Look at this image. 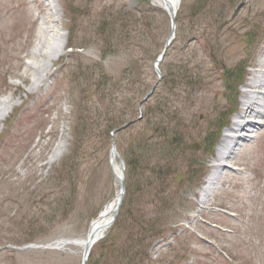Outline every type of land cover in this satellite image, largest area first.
Returning <instances> with one entry per match:
<instances>
[{
    "label": "rangeland",
    "instance_id": "374dc122",
    "mask_svg": "<svg viewBox=\"0 0 264 264\" xmlns=\"http://www.w3.org/2000/svg\"><path fill=\"white\" fill-rule=\"evenodd\" d=\"M125 17L136 28H120ZM47 24L55 29L41 57L35 52ZM176 25L159 80L155 66L172 26L156 0H0V102L14 108L0 124V264H82L83 249L72 241L87 236L118 192L113 148L133 159L154 140L144 116L109 139L100 123L155 84L143 113L169 101L185 126L175 169L161 193L149 183L148 164L169 161L139 153L132 191L88 264L117 263L112 246L121 247L137 222L147 226L141 250L149 257L136 264H264V115L255 118L258 130L240 143L211 201L199 196L217 149L209 154L206 138L220 129L219 146L220 125L232 126L250 78L263 69L264 0H182ZM100 81L117 88L114 107L101 100L110 89ZM66 139V150L56 153ZM75 143L77 155L66 161ZM65 163L75 167L64 170ZM200 166L204 173L192 176ZM158 230L162 236L152 237Z\"/></svg>",
    "mask_w": 264,
    "mask_h": 264
},
{
    "label": "trees",
    "instance_id": "16d2710c",
    "mask_svg": "<svg viewBox=\"0 0 264 264\" xmlns=\"http://www.w3.org/2000/svg\"><path fill=\"white\" fill-rule=\"evenodd\" d=\"M137 15V14H136ZM132 17V16H131ZM124 21V24L120 27L123 30H125V26H129V27H134L136 28V25H131L129 20H133V19H127L125 17V20L122 19ZM146 20H149L148 17L146 18ZM148 22V21H147ZM150 26V23L148 24L147 27ZM137 31V29H136ZM123 32V31H122ZM142 32V30H141ZM124 36V35H123ZM153 36V35H152ZM154 37H156L154 35ZM102 70H100L101 72ZM130 78V76L128 77ZM167 78V75H166ZM244 76L243 75H239L238 79H237V83H241L243 81ZM129 80V79H128ZM102 83L103 86L108 87L110 89V94L107 97V99H101L104 97H101L100 99L102 101H107L108 104L113 105V107L115 106V101H110V99H113V95L116 94L117 92V88H113L112 85H110L109 83H106L105 81H100ZM235 87L238 86V84L234 85ZM132 88V87H130ZM129 88V89H130ZM238 88V87H237ZM237 88L235 91H237ZM116 92V93H114ZM121 92L123 93L124 90L120 89L119 93L121 94ZM131 92H134L133 88L131 89ZM125 93V92H124ZM147 93V92H146ZM146 93H143L140 97H136V96H131L129 99H124L125 102H122L123 104V108L121 109L120 113H115V111L113 110V112L111 111V115L114 116L115 118H111L106 120V119H102V122L100 123V125L102 126L101 129H98L100 134L102 135V137H104L103 139H109V135L111 134L112 131H114L115 129H118L119 127H121L122 124H126V123H137L138 122V118L140 117L139 114V104L141 99L143 98V95ZM235 100H237V97H234ZM159 105H157L156 109H151V108H147V112H144V117H147V121L145 123L147 129H151L153 131V139L154 140H150L148 139V142H146V144L144 145V148L142 149H137L136 150V154H135V158L131 159V158H126V168H127V172H126V190L127 192H131V181L133 180L134 174H135V167L138 165L139 167H141L142 165L140 164V159L138 157L139 153L147 156V154H150V158L148 159H152L153 157H155L153 155L152 152H156V153H160L163 156H165L164 158L160 159L161 161H169L166 162V164L164 165H157L156 167L154 166L155 163H151V165L148 164L149 167V173L152 174L151 179L149 180L150 185H155L157 188L160 189L161 193H163L166 189L167 186L166 182L168 177L171 175V173L174 171V164L175 162L178 160L179 158V152L181 151V143L183 140V135H185V126H184V122H182V120L178 117V114L175 112H172V108L169 107V101H162L159 100ZM148 107V105H147ZM234 107H236L234 105ZM115 113V114H114ZM163 115V119L158 120L159 117H161ZM175 114V115H174ZM154 115V118L152 119V116ZM118 119V120H117ZM152 120L153 123H152ZM80 119H78V121H76L75 124V136L77 137L78 135V124L80 123ZM92 126H94L92 124ZM225 124H221L220 128L222 129V127H224ZM85 128V127H84ZM84 128L82 129V131L80 132H84ZM146 129V128H145ZM144 129V130H145ZM88 129L86 132L89 133ZM220 135V129L218 131V135L215 136H208L206 138V142L209 143V152H212L214 147L217 144V140L219 138ZM150 143V144H149ZM77 155V146L76 143L74 144V146L72 147V151L69 154V157L67 159H65L66 161H69L70 158L73 157V159L76 157ZM183 155V154H182ZM195 166V165H194ZM73 168L75 167L74 164H64V170H66L67 168ZM154 167V168H153ZM174 168V169H173ZM205 167L204 166H200L198 171L193 170L192 171V176L196 177V176H200L203 171H204ZM171 172V173H170ZM192 177V179L194 178ZM118 221V220H117ZM138 227L137 230L135 231H129L128 236L126 237V240L124 241L123 245L119 248L115 249V244L112 246V251L114 254L119 256V259L117 261V263L115 264H119L120 262H127L130 264H136L139 263L138 261H142L144 259H147L149 256L147 254L148 250H144L142 251L141 248L142 246L145 245V241L147 240V238H145V235L147 236V232L145 231V224H140L138 223ZM153 230V229H152ZM133 232H138L137 235H134ZM162 232L161 231H157V233L155 235H153L152 237L154 238H159V236H162ZM149 238V237H148ZM151 243L147 244V248H150ZM140 249V250H139ZM113 256L116 258L118 256L114 255ZM140 254H142L143 256H139ZM139 256V257H138ZM138 257V258H137ZM113 258V257H112ZM141 258V259H140ZM92 259L94 260L95 258L92 257ZM115 260V259H114ZM92 264V261L89 263ZM123 264V263H122Z\"/></svg>",
    "mask_w": 264,
    "mask_h": 264
},
{
    "label": "bare ground",
    "instance_id": "6f19581e",
    "mask_svg": "<svg viewBox=\"0 0 264 264\" xmlns=\"http://www.w3.org/2000/svg\"><path fill=\"white\" fill-rule=\"evenodd\" d=\"M182 0H156L157 5H160L164 10L168 11L175 10L176 15L180 9ZM53 23H57L58 13L52 15ZM48 17L44 19V23H47ZM51 26V25H50ZM48 24L42 26L40 30V40L44 36V41L41 43V47L36 50V54L39 56L45 57L48 56L47 53H44L42 48L46 47L49 43L48 41L52 37V32L55 29L54 26L50 27ZM46 43V44H45ZM51 46V44H48ZM47 45V49L49 46ZM58 49H55L54 53H56ZM40 53V54H39ZM57 54V53H56ZM51 56V55H50ZM261 65L263 69H260L256 74L252 75L250 78L248 85L246 86L247 90H251L250 93L243 96L242 100V112L235 118L232 126L229 127L227 131H225L223 138L220 141L219 146L216 149V155L211 160V171L209 176L205 179V184L202 189L199 191V196L202 197V203H207L211 200V195L216 191L217 184L219 182L222 174L227 171V169H231V161L235 158L238 147H240L241 142H246L251 139L253 136L250 134L255 133L258 130L259 122L255 118L263 117L264 112V56L261 60ZM36 82V81H35ZM33 84L34 89L40 87L41 81ZM13 105H10L9 101H1L0 102V124L4 121L12 112ZM251 130V131H250ZM246 133V134H245ZM249 133V134H248ZM69 140H61L58 142L56 147V153L63 152L68 147ZM55 153V154H56ZM112 169H114V176L117 182V195L114 197L113 201L106 205L101 214L93 220L91 223V227L86 234L87 236L83 238L80 242L72 243L78 244L81 246L83 251L85 250V244L90 236L99 237L101 233L105 234L107 230H109L111 226H109L110 220L114 217V210L118 204V200L120 198L121 193V181L123 168L119 162V158L116 155L112 156Z\"/></svg>",
    "mask_w": 264,
    "mask_h": 264
},
{
    "label": "water",
    "instance_id": "95a60500",
    "mask_svg": "<svg viewBox=\"0 0 264 264\" xmlns=\"http://www.w3.org/2000/svg\"><path fill=\"white\" fill-rule=\"evenodd\" d=\"M168 49H169V47H168V45L166 46V50H165V52L163 53V55H162V58H164L165 57V55L167 54V52H168ZM155 91H154V89H152V93H150L146 98H145V101H147L151 96H152V94L154 93ZM127 127V126H126ZM125 127V128H126ZM116 153V148L114 147L113 148V150H112V156H113V154H115ZM123 174H122V181H121V193H120V198H119V202H118V204H117V206H116V209L114 210V217L110 220V222H109V226H112L113 224H114V222H115V219H116V217L118 216V214H119V210H120V208L122 207V205H123V203H124V197H125V194H126V184H125V166H124V163H123ZM104 237V234L103 233H101V235L99 236V237H97V236H90L89 237V239L87 240V243L85 244V250H84V255H83V257H84V261H83V264H87V261H88V259H89V255H90V253H91V250H92V248L94 247V244L98 241V240H100V239H102Z\"/></svg>",
    "mask_w": 264,
    "mask_h": 264
}]
</instances>
